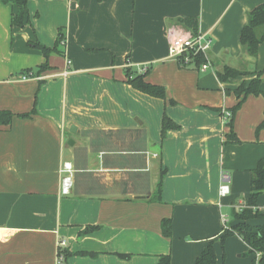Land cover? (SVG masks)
Returning <instances> with one entry per match:
<instances>
[{"label":"crops","instance_id":"obj_1","mask_svg":"<svg viewBox=\"0 0 264 264\" xmlns=\"http://www.w3.org/2000/svg\"><path fill=\"white\" fill-rule=\"evenodd\" d=\"M262 3L27 0L26 22L16 28L18 6L0 0V112L13 115L0 126V264H158L161 256L195 264L209 245L215 264H252L243 240L223 233L240 223L233 214L246 206L264 158V129L255 132L264 99L246 97L233 120L240 143L225 144L221 113L255 75L221 83L216 74L264 69V42L255 58L239 42L247 13ZM190 17L211 40L205 72L168 56L171 38L191 36L178 23ZM60 29L63 55L45 59L30 45L53 47ZM45 62L48 70L21 79ZM126 69L166 99L133 89ZM164 115L179 128L162 136ZM222 174L226 196L218 192ZM255 208L259 217L246 223L264 227V190ZM88 227L97 229L83 234ZM58 249L72 255L63 261Z\"/></svg>","mask_w":264,"mask_h":264},{"label":"trees","instance_id":"obj_2","mask_svg":"<svg viewBox=\"0 0 264 264\" xmlns=\"http://www.w3.org/2000/svg\"><path fill=\"white\" fill-rule=\"evenodd\" d=\"M3 3H13L18 6L17 13L12 15L11 25L12 27L22 28L26 22L25 18V6L27 0H2ZM178 23L187 31L191 33V36H196L198 33V19L196 17L190 18H179ZM64 40L63 31H58L56 41L53 47H46L39 44L38 42L31 43L30 45L38 50L45 59L51 54L63 55L62 45ZM239 42L244 52L251 58H255L258 53L259 46L264 42V3L256 6L250 12L247 13L246 24L240 31ZM204 59L202 56H197L194 60L195 66L198 68ZM48 64L45 62L36 68L34 73H30L31 70L23 71L27 76L36 77L44 71L48 70ZM264 69L257 73H249L244 71H238L230 67H224L221 72L217 73L216 76L221 83H228L231 80L237 79L238 77H245L249 75H255V77L248 83L242 81L237 88L233 90V94L237 100V103L230 108L228 111L231 113V117L226 123V126L230 129L229 134L226 136L227 140L225 144H239L240 142L233 134V120L235 114L240 109L242 103L248 96H261L264 99V81L262 79ZM125 76L127 83L135 90L146 94L151 97L159 98L162 100L166 99L165 91L163 88L150 85L144 81L145 75H137L132 73L130 70H125ZM170 104H174L173 101ZM34 112V111H33ZM13 115L9 112H0V126H8ZM19 118H28L29 114L19 115ZM179 127L170 121L165 115L162 118L161 133L162 136L167 130H177ZM264 129V111L263 119L256 128V134ZM163 174L160 176V180L157 184L158 197L161 191V179ZM264 190V158L259 160L255 169L252 171V178L250 184V194L246 206L240 211L234 212L233 219L240 223L235 224L229 228L224 229L223 237L228 235L236 234L243 242L247 245L249 253L253 255L252 264H264V227H254L246 223L247 220L259 217L256 211V200L258 196ZM160 201V199H159ZM161 232L166 238L171 235V225L169 219H163L161 221ZM97 227H88L84 230L83 234H87ZM71 253L66 250L58 249L57 256L62 257L63 261L68 258ZM123 259H128L129 255H120ZM158 264H170L168 256H161ZM195 264H215L214 253L211 245H209L197 258Z\"/></svg>","mask_w":264,"mask_h":264},{"label":"built area","instance_id":"obj_3","mask_svg":"<svg viewBox=\"0 0 264 264\" xmlns=\"http://www.w3.org/2000/svg\"><path fill=\"white\" fill-rule=\"evenodd\" d=\"M211 47V40L203 34H197L196 36H177L170 39L168 43V56L175 60L177 64L182 68L193 67L200 72H205L211 69V63L208 58V51ZM197 56H202L204 62L197 68L194 60ZM68 64V63H67ZM66 74V73H63ZM31 78V76H22L21 79ZM224 123L226 124L231 117V113L228 110H224L221 113ZM68 165H64L62 172L64 174L69 173ZM228 176L221 175V184L219 186V195L226 196L229 193ZM69 177H65L63 180V193H67L69 189Z\"/></svg>","mask_w":264,"mask_h":264},{"label":"rangeland","instance_id":"obj_4","mask_svg":"<svg viewBox=\"0 0 264 264\" xmlns=\"http://www.w3.org/2000/svg\"><path fill=\"white\" fill-rule=\"evenodd\" d=\"M210 60V59H209Z\"/></svg>","mask_w":264,"mask_h":264}]
</instances>
